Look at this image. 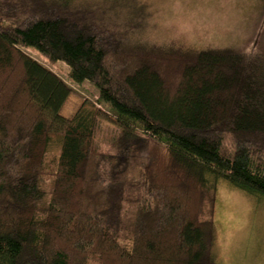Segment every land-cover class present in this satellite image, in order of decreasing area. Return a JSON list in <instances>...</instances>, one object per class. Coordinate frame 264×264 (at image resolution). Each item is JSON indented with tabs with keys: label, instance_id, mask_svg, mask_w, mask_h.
<instances>
[{
	"label": "trees",
	"instance_id": "1",
	"mask_svg": "<svg viewBox=\"0 0 264 264\" xmlns=\"http://www.w3.org/2000/svg\"><path fill=\"white\" fill-rule=\"evenodd\" d=\"M104 2L0 0V264H222L218 183L264 196V16L241 48L154 43ZM28 46L97 99L63 116L74 89Z\"/></svg>",
	"mask_w": 264,
	"mask_h": 264
},
{
	"label": "rangeland",
	"instance_id": "2",
	"mask_svg": "<svg viewBox=\"0 0 264 264\" xmlns=\"http://www.w3.org/2000/svg\"><path fill=\"white\" fill-rule=\"evenodd\" d=\"M130 1L105 0L106 11L103 16L99 14L100 19H106L105 24L113 27V31L118 19L124 20L126 24L122 27L130 31L128 38L140 37L154 43L179 39L199 46L241 48L255 35L264 16V0H134L129 5ZM259 39L264 45V28ZM25 52L52 68L73 87L61 109L63 116L70 117L82 98L97 99V88L90 82L70 81L69 67L62 61L48 62L32 46L26 47ZM115 59L117 63L112 65L119 69L126 63L125 57L115 54ZM100 106L110 112L108 106L102 103ZM117 134V125L99 118L94 148L113 153ZM216 195L218 259L222 264H264V196L247 194L225 181L218 183Z\"/></svg>",
	"mask_w": 264,
	"mask_h": 264
}]
</instances>
